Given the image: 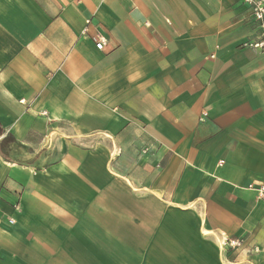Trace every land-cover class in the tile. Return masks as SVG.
<instances>
[{
  "label": "crops",
  "instance_id": "crops-1",
  "mask_svg": "<svg viewBox=\"0 0 264 264\" xmlns=\"http://www.w3.org/2000/svg\"><path fill=\"white\" fill-rule=\"evenodd\" d=\"M259 39L241 0H0V264H264Z\"/></svg>",
  "mask_w": 264,
  "mask_h": 264
},
{
  "label": "built area",
  "instance_id": "built-area-1",
  "mask_svg": "<svg viewBox=\"0 0 264 264\" xmlns=\"http://www.w3.org/2000/svg\"><path fill=\"white\" fill-rule=\"evenodd\" d=\"M244 5L250 11L251 19L256 24V27L259 30V41L254 43L247 44L249 47L253 49L259 50L262 54H264V0H241ZM95 43V48L98 50H102L105 45V39L102 36H97V38H93ZM205 114L202 115L204 117ZM248 190L255 191L257 199H264V185L261 183H250L247 186ZM12 223L13 221L10 220ZM225 245L229 248H238L241 245L240 240H228L225 242Z\"/></svg>",
  "mask_w": 264,
  "mask_h": 264
},
{
  "label": "rangeland",
  "instance_id": "rangeland-1",
  "mask_svg": "<svg viewBox=\"0 0 264 264\" xmlns=\"http://www.w3.org/2000/svg\"><path fill=\"white\" fill-rule=\"evenodd\" d=\"M8 143V140H7V142H6V144Z\"/></svg>",
  "mask_w": 264,
  "mask_h": 264
}]
</instances>
